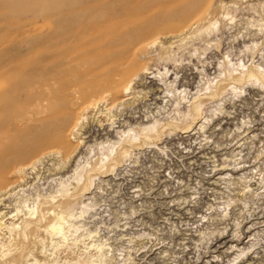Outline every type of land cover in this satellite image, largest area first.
Here are the masks:
<instances>
[{"label": "rangeland", "instance_id": "obj_1", "mask_svg": "<svg viewBox=\"0 0 264 264\" xmlns=\"http://www.w3.org/2000/svg\"><path fill=\"white\" fill-rule=\"evenodd\" d=\"M131 15L165 32L130 90L86 111L72 155H32L41 127L7 109L72 78L67 37L115 53L101 37ZM0 103L2 135L30 139L0 169V264H264V0H0ZM48 207L70 213L55 235Z\"/></svg>", "mask_w": 264, "mask_h": 264}, {"label": "bare ground", "instance_id": "obj_2", "mask_svg": "<svg viewBox=\"0 0 264 264\" xmlns=\"http://www.w3.org/2000/svg\"><path fill=\"white\" fill-rule=\"evenodd\" d=\"M139 19L140 18H137L134 15L128 16L123 21H120V23H116L114 27H111L108 30L105 36L101 37V39L105 40L109 47H111L113 44L114 48L115 46L119 48V50H117L115 53L108 51L107 47L105 46L97 47L95 46L94 42H90L79 36L71 35V37H67L66 42H68L69 46L66 48L67 50L65 53L63 52L64 54L61 56L62 64L66 65L64 66L66 68V73H63L64 75L61 76L63 77L70 74L72 75V78L57 82L60 89L68 90V92H66V96H68L67 100L57 105L55 100L51 99L56 96L55 92H57L59 89L57 86L58 89H56L55 92L50 88V91L45 92V90V93H42L41 90L40 92L42 94L38 96L33 94L32 99H30L31 102H28L29 105L27 106L26 104L28 103L25 105L22 103L17 105L13 104V106H10L9 109L6 108L10 113V116L15 119L17 127L25 126L26 128L30 129L41 127L35 140L31 142L37 147V151H35L32 155L37 156L35 154L40 155L44 153L47 154L49 152H57L64 157H68L70 154L72 155V152L75 149H67L68 140H66L65 137L67 134L70 135L75 133L73 131H75V127L80 122L79 120L85 118L86 111L91 108L97 109L101 105L109 108L110 106H113L117 100H120L119 94L121 91L127 94L126 90L128 88L130 90L129 82L136 74L135 60H133V56L137 55V53L141 51L142 48L147 44H143L144 41H148V38L157 33L164 34L165 32L164 30L158 28H151L146 32L137 31L138 28L147 26L149 22L147 21L140 23L141 20ZM154 38L148 41L149 45H152L153 42H155ZM90 55L96 56L93 61H89V59H87L88 56L90 58ZM71 69L72 73L68 72ZM32 80L34 79L32 78ZM31 86H34V83L31 84L30 87ZM38 88L40 89L39 86ZM30 90L28 91L31 92ZM48 93L51 97L48 95ZM61 94L63 95V93ZM5 111L6 110L2 109V105L0 103V121L2 119L1 117H4V114H6ZM51 124L54 126L51 127ZM3 131V126L0 123V169L6 172V170H9V166L3 160L6 157H9L12 152L21 149L22 146H26L30 139L24 137L23 134L19 136H4L2 135ZM128 141L130 142V139ZM148 141L149 140L146 138H143L138 144L135 145V147H133V149L142 147L144 142L147 143ZM125 147L126 146L123 147V150L126 148L128 149V147ZM34 156H31L30 158ZM30 163L34 165V161ZM119 165L120 162H110L108 165V171H113L114 166ZM23 167L24 162L15 163L11 168L13 171L18 172L23 170ZM100 174L101 173H99V175ZM4 176V174L0 175V189L2 190L6 186L3 183ZM1 201L2 200L0 199V207H2ZM46 213V215H49L47 216L49 217L48 219L51 220L46 225V227L50 229V233L55 235L59 233V231H62L61 225L64 220L63 218L67 217L70 213L68 212V214H64L61 211H53L52 207H48ZM2 216H0V223L4 221H1Z\"/></svg>", "mask_w": 264, "mask_h": 264}]
</instances>
